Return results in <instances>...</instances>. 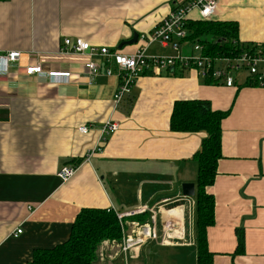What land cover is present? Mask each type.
Masks as SVG:
<instances>
[{
	"label": "crops",
	"instance_id": "obj_1",
	"mask_svg": "<svg viewBox=\"0 0 264 264\" xmlns=\"http://www.w3.org/2000/svg\"><path fill=\"white\" fill-rule=\"evenodd\" d=\"M186 1L0 0V56L22 55L10 76L0 74V264H29L34 251L67 241L85 208L139 211L125 220L123 236L145 228L157 235L125 255L123 236L104 241L98 264H170L160 248L179 250L174 264H197L196 201L183 196L182 185L195 184L196 194L194 155L206 135L170 129L174 104L188 100L228 113L218 174L208 190L215 199V224L207 231L213 264H264V88L247 77H237L233 87L208 83L196 69L146 71L117 106L116 65L108 66L111 76H92L85 58L60 54L66 38L133 54L138 43L119 46L134 34H150ZM213 19L237 22L241 43L264 42V0H219ZM192 46L183 43L181 53L191 54ZM147 54L175 55L157 43ZM36 64L71 78L28 77L25 68ZM109 121L119 130L100 145ZM81 126L89 132L82 134ZM98 145L101 152L90 155ZM66 167L76 172L64 182L58 173Z\"/></svg>",
	"mask_w": 264,
	"mask_h": 264
},
{
	"label": "built area",
	"instance_id": "obj_2",
	"mask_svg": "<svg viewBox=\"0 0 264 264\" xmlns=\"http://www.w3.org/2000/svg\"><path fill=\"white\" fill-rule=\"evenodd\" d=\"M219 8V0H188L185 3L176 6L170 14L160 22L155 29L147 35H141L138 38V50L133 54H121L118 51H112L108 48H98L91 46L82 39L66 38L60 49V54L82 57L86 59L85 67L93 76L105 74L113 75V70L108 67L110 64L117 66V77H119V86L114 95L115 104L119 106L132 92L136 80L146 71L160 75L165 71H174L176 68L196 69L204 78H211L215 83L224 84L227 87L236 85L237 76L241 73H247V80L254 81L257 87L264 88V57L261 56V45L255 52H244L236 58H212L205 55L204 48L199 43H194L192 53L183 55L181 46L188 36V20L196 14L200 20L213 19ZM160 44L163 47H169L175 55L173 56H149L148 48L153 44ZM21 53L11 51L0 56V74L10 76L12 70L21 60ZM99 58L100 64H95L94 59ZM25 74L28 77H41L48 79L51 83L59 81L68 82L71 73L66 71L46 70L42 64L30 65L25 68ZM119 130V125L114 122H107L102 128L100 145L106 142L108 136L113 135ZM79 131L82 134L89 132V127L81 126ZM98 145L90 155L95 152H101ZM76 172V167L63 168L58 177L66 182L70 180ZM140 212L117 213V217L125 230V220L138 215ZM155 221V218L153 219ZM153 221V222H154ZM22 233L17 230L15 236ZM167 238V237H166ZM157 235L149 228L142 229L141 232L134 233L133 237L123 236L121 246V255H125L133 248L141 246L142 243L149 240H156Z\"/></svg>",
	"mask_w": 264,
	"mask_h": 264
},
{
	"label": "trees",
	"instance_id": "obj_3",
	"mask_svg": "<svg viewBox=\"0 0 264 264\" xmlns=\"http://www.w3.org/2000/svg\"><path fill=\"white\" fill-rule=\"evenodd\" d=\"M186 43H199L205 55L212 58H236L244 52H255L258 45L244 44L239 39L235 21L200 20L187 23ZM264 57V45L261 48ZM208 83L214 81L211 78ZM250 85L257 86L250 81ZM227 112L213 111L209 101H177L170 118V129L181 133H205L201 149L194 155L198 165L196 180L197 264H213L208 248L207 231L215 224V199L208 191L217 177L222 158V122ZM136 217V216H135ZM134 218V217H132ZM122 227L113 209L85 208L76 216L67 241L51 249L34 251L29 264H98L97 251L104 241L120 240ZM238 252L244 250V234L238 232Z\"/></svg>",
	"mask_w": 264,
	"mask_h": 264
},
{
	"label": "rangeland",
	"instance_id": "obj_4",
	"mask_svg": "<svg viewBox=\"0 0 264 264\" xmlns=\"http://www.w3.org/2000/svg\"><path fill=\"white\" fill-rule=\"evenodd\" d=\"M165 55H169V54H165ZM237 77H239V81H242L244 80L245 77H247V73H241L239 74ZM196 230V229H195ZM176 251H179L177 249H174V248H160V253L162 255V258H163V261L164 262H169L170 264H174L175 263V259L178 255L179 252H176ZM195 252H194V249H193V255H192V258L193 260L195 259Z\"/></svg>",
	"mask_w": 264,
	"mask_h": 264
},
{
	"label": "water",
	"instance_id": "obj_5",
	"mask_svg": "<svg viewBox=\"0 0 264 264\" xmlns=\"http://www.w3.org/2000/svg\"><path fill=\"white\" fill-rule=\"evenodd\" d=\"M138 34H134L133 38L128 41V42H125V43H122L120 46H119V49H122L124 46H129V45H134L137 43L138 41ZM182 194L184 197H194L195 196V184L193 183H184L182 185Z\"/></svg>",
	"mask_w": 264,
	"mask_h": 264
}]
</instances>
